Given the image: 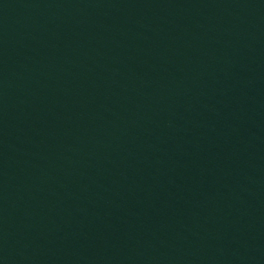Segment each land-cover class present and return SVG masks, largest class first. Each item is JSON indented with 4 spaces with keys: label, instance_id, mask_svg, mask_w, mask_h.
<instances>
[{
    "label": "water",
    "instance_id": "obj_1",
    "mask_svg": "<svg viewBox=\"0 0 264 264\" xmlns=\"http://www.w3.org/2000/svg\"><path fill=\"white\" fill-rule=\"evenodd\" d=\"M0 264H264V0H0Z\"/></svg>",
    "mask_w": 264,
    "mask_h": 264
}]
</instances>
